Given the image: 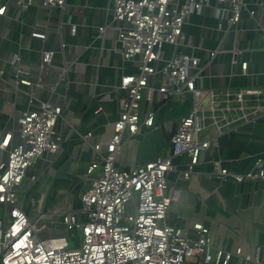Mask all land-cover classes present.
<instances>
[{"label":"built area","instance_id":"2783aa9c","mask_svg":"<svg viewBox=\"0 0 264 264\" xmlns=\"http://www.w3.org/2000/svg\"><path fill=\"white\" fill-rule=\"evenodd\" d=\"M34 0H20L23 9ZM44 8H57L63 12L66 0H39ZM112 24L116 40L121 44V59L136 66V74L120 77L118 89L125 91L119 100V116L113 124V135L104 144H94L96 159L86 167L89 183L80 195L81 206L75 211H60L65 231H79V244L70 247L64 237L39 239L36 233L43 228L44 214L30 221L18 206L19 188L27 170L44 154H55L60 137L54 126L62 108L49 101H39L31 109L15 118L18 143L10 146L12 134L0 135V152L6 160L0 163V209L9 208V223L0 226L1 264H230L236 257L239 264L258 262L260 247L255 246L254 259L242 255L240 248L234 253L214 249L209 230L194 224L196 239L165 222L168 207L175 202L180 190L169 188L167 175L173 171L172 158L184 156L187 169L182 176L189 179L194 167L204 159L215 137L203 138L210 127L221 135L232 124L254 125L264 108L262 87H244L233 94L224 93L218 102L212 82L219 55L229 54L239 76L249 74L250 61L243 58L245 51L235 40L230 49L223 44L226 36L238 31V23L245 12L260 27L261 16L247 6L246 0H112ZM213 10L215 30L220 35L213 48L192 47L201 54L185 53L179 48L191 45L185 41L184 27L192 16H200L205 9ZM5 7L0 8V15ZM107 26L98 29L100 33ZM74 34L75 28H71ZM264 33V29L262 28ZM31 38L45 40L44 32L32 31ZM165 46L171 52L166 57ZM60 51L65 44L60 43ZM203 49V50H202ZM203 51V52H202ZM54 52L40 51L38 69L51 66ZM15 52L9 62L8 79L15 86L30 87L29 72L22 70ZM63 71L64 67L62 68ZM38 77L34 86L40 87ZM50 92H54L51 87ZM190 94L192 107L182 117L170 138V156L130 168L115 164L121 144L130 136L141 134L143 128L155 129L157 111L161 107L172 109L174 101ZM255 101V104H251ZM263 103V106L261 103ZM217 103H220L219 106ZM211 174L224 183H264V159L258 158L253 169L243 174H232L222 162L212 159ZM35 180V176L30 178ZM132 206V214L125 215V207ZM82 214L78 222L75 214Z\"/></svg>","mask_w":264,"mask_h":264},{"label":"crops","instance_id":"0c3cea01","mask_svg":"<svg viewBox=\"0 0 264 264\" xmlns=\"http://www.w3.org/2000/svg\"><path fill=\"white\" fill-rule=\"evenodd\" d=\"M20 0H0V135L12 134L10 146L18 143L15 118L40 101H49L62 108L55 123V133L60 137V147L55 154H44L27 170L19 188L22 195L18 206L30 221L44 214L43 228L36 233L39 239L64 237L76 244L79 231H65L60 211H75L80 195L89 183L86 167L96 159L94 144H104L113 135V124L120 112L119 100L125 91L118 89L120 77L138 72L135 65L121 59V44L116 40L112 24V0H66L61 12L57 8H44L39 0L23 9ZM247 6L260 17L264 29V0H246ZM213 10L208 8L200 16H192L184 27L185 41L191 45L180 47L185 53L201 54L192 48H213L220 38L215 30ZM107 26L103 33L99 28ZM71 28H75L71 34ZM254 20L243 12L238 31L230 32L223 44L230 49L236 40L245 51L243 58L250 61L249 74L239 76L229 54L219 55L212 82L204 80L203 86H214L218 102L224 93L233 94L244 87H262L264 91V33ZM32 31L44 32V41L31 38ZM60 43L65 51H60ZM165 46L166 57L171 52ZM54 52L51 66L40 72V51ZM203 50V49H202ZM17 52L22 70L29 72L30 87L15 86L8 79L12 55ZM203 52V51H202ZM64 70L63 71V68ZM40 77V87L34 83ZM54 87V92L50 88ZM190 94L180 95L173 103L181 102ZM264 101V93L262 100ZM192 103V101H191ZM263 106V103L260 102ZM220 103H217L219 106ZM251 104H255L252 101ZM254 125L232 124L221 135L210 127L203 138L215 137L204 159L193 168L189 179L182 176L188 160L173 157V171L166 177L169 188L179 189L180 195L168 207L166 224L183 229L189 240L196 239L194 224L209 230L211 245L234 253L240 248L242 255L254 259L255 246L260 247L258 262L264 264V183H219L211 174L210 162L217 159L232 174H243L253 169L258 158L264 159V108ZM174 108L161 107L157 111L155 129L143 128L141 134L123 141L116 155L118 168L144 164L156 157L170 156L169 138L176 128ZM180 121V120H179ZM177 122L176 124H178ZM6 152H0V163ZM35 176V180L30 178ZM78 222L82 214H75ZM9 208L0 209V226L9 223ZM233 257L230 264H239Z\"/></svg>","mask_w":264,"mask_h":264},{"label":"trees","instance_id":"16d2710c","mask_svg":"<svg viewBox=\"0 0 264 264\" xmlns=\"http://www.w3.org/2000/svg\"><path fill=\"white\" fill-rule=\"evenodd\" d=\"M191 101H192L191 98L187 96V97H184V99L181 102L175 103V105L173 107L174 108L173 116L175 117V119L173 122L175 123L176 127L178 125L176 123L179 122V120L182 117H185L189 113V111L191 110V107H192ZM175 129H174V131H175ZM174 131L171 133L170 138H171L172 134L174 133ZM170 138H169V141H170Z\"/></svg>","mask_w":264,"mask_h":264},{"label":"rangeland","instance_id":"374dc122","mask_svg":"<svg viewBox=\"0 0 264 264\" xmlns=\"http://www.w3.org/2000/svg\"><path fill=\"white\" fill-rule=\"evenodd\" d=\"M22 198V195H17V200L20 201V199ZM132 206H126L125 207V215H129V214H132ZM78 238H77V242L76 244L78 245L79 244V232H78ZM70 247L72 246V242L70 241L69 243Z\"/></svg>","mask_w":264,"mask_h":264}]
</instances>
